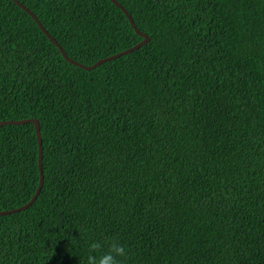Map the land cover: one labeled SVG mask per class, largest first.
Segmentation results:
<instances>
[{
    "label": "trees",
    "instance_id": "16d2710c",
    "mask_svg": "<svg viewBox=\"0 0 264 264\" xmlns=\"http://www.w3.org/2000/svg\"><path fill=\"white\" fill-rule=\"evenodd\" d=\"M17 1L148 41L0 0V264H264V0Z\"/></svg>",
    "mask_w": 264,
    "mask_h": 264
},
{
    "label": "water",
    "instance_id": "95a60500",
    "mask_svg": "<svg viewBox=\"0 0 264 264\" xmlns=\"http://www.w3.org/2000/svg\"><path fill=\"white\" fill-rule=\"evenodd\" d=\"M19 8H21L22 10H24L25 12H27L31 17H33V19L35 20L36 24L38 25V27L41 29V31L50 39V41L59 49V51L62 53L63 57L68 60L69 62H71L72 64L74 65H77L79 67H81L82 69H85V70H90L94 67H96L99 63H103V62H106L108 60H112V59H115L119 56H122V55H125L127 53H130L132 50L134 49H137L139 48L142 44H145L147 41H148V37L146 35H144L143 33L139 32L138 29L135 27L134 23L132 22V20H130L129 18V21L131 23V26L132 28L134 29V31L136 33H138L140 36H142L144 38V41H142L140 44L138 45H135L133 48H130V49H127L123 52H120L118 54H115L113 56H110V57H106L105 59L103 60H100L98 61L97 64H94L93 66H84L80 63H77L71 59H69L65 53L63 52L62 48L56 43V41L47 33V31L43 28V26L41 25V23L37 20V18L25 7L23 6L21 3H19L17 0H12ZM117 5V3H116ZM119 6V5H117ZM124 12L125 15H128L124 10H122ZM26 123H31L34 125V130H35V134H36V138H37V143H38V169H39V184H38V187L34 193V195L32 196L31 200L25 204L24 206L20 207V208H17V209H13V210H10V211H3V212H0V216L2 215H8V214H11V213H16V212H19L21 210H24V209H27L33 202L34 200L37 198V196L39 195L40 193V190L42 188V185H43V172H42V165H41V161H42V139H41V134H40V130H39V124L36 120L34 119H26V120H16V121H7V122H3V121H0V126L4 125V124H14V125H22V124H26Z\"/></svg>",
    "mask_w": 264,
    "mask_h": 264
},
{
    "label": "clouds",
    "instance_id": "9594fccd",
    "mask_svg": "<svg viewBox=\"0 0 264 264\" xmlns=\"http://www.w3.org/2000/svg\"><path fill=\"white\" fill-rule=\"evenodd\" d=\"M7 211H10V210H7ZM0 212H3V211H0ZM105 243L108 245V247L104 251L98 252V254L95 256L90 255L88 258V264H122L121 257H124L126 255V247L123 244H121L119 240L115 238L109 241H106ZM91 247L93 248V250H99L101 248H104V245L101 244L99 241H96L91 244Z\"/></svg>",
    "mask_w": 264,
    "mask_h": 264
},
{
    "label": "rangeland",
    "instance_id": "374dc122",
    "mask_svg": "<svg viewBox=\"0 0 264 264\" xmlns=\"http://www.w3.org/2000/svg\"><path fill=\"white\" fill-rule=\"evenodd\" d=\"M143 215H144L145 217L149 216V215H146V214H144V213H143Z\"/></svg>",
    "mask_w": 264,
    "mask_h": 264
}]
</instances>
